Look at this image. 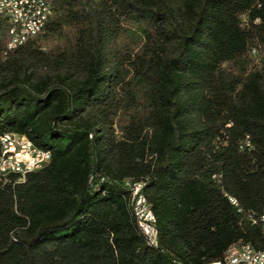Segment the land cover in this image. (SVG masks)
I'll list each match as a JSON object with an SVG mask.
<instances>
[{
	"label": "trees",
	"instance_id": "obj_1",
	"mask_svg": "<svg viewBox=\"0 0 264 264\" xmlns=\"http://www.w3.org/2000/svg\"><path fill=\"white\" fill-rule=\"evenodd\" d=\"M49 1L45 28L13 50L0 25V136L50 154L0 184V264L264 250V0Z\"/></svg>",
	"mask_w": 264,
	"mask_h": 264
},
{
	"label": "built area",
	"instance_id": "obj_2",
	"mask_svg": "<svg viewBox=\"0 0 264 264\" xmlns=\"http://www.w3.org/2000/svg\"><path fill=\"white\" fill-rule=\"evenodd\" d=\"M53 10L49 0H0V25L7 30V50H13L25 43V35L41 32ZM50 156L34 149L22 136L5 133L0 136V184L7 183L12 175L23 179L26 174L46 166ZM133 190L134 207L147 242L154 244L151 225L148 220V204L140 196V185L126 182ZM264 234V230H262ZM214 264H264V253H253L249 244H238L226 254L223 262Z\"/></svg>",
	"mask_w": 264,
	"mask_h": 264
},
{
	"label": "bare ground",
	"instance_id": "obj_3",
	"mask_svg": "<svg viewBox=\"0 0 264 264\" xmlns=\"http://www.w3.org/2000/svg\"><path fill=\"white\" fill-rule=\"evenodd\" d=\"M32 37V35H25V42L29 39V38H31ZM23 138V141H28V144H30L31 146H32V144L29 142V140H27L26 138H24V137H22ZM33 147V146H32ZM34 149H36L35 147H33ZM36 150H38V149H36ZM38 151H40V152H43V153H46L47 154V156H50V154L48 153V152H45V151H41V150H38ZM127 188H129L128 186H127ZM131 190V189H130ZM131 194H132V197H133V190H131ZM140 196H141V198H143L142 197V195H141V188H140ZM134 214H135V216L138 218V220H139V222H140V219H139V217L137 216V211H136V209H135V207H134ZM148 220H149V223H151V222H153V216H152V214H151V212L149 211V209H148ZM259 223H260V226H261V230H264V214H262L261 215V217H260V219H259ZM140 229H141V231L143 232V226L140 224ZM152 230V229H151ZM152 233H153V231H152ZM238 245V244H237ZM234 246H236V245H234ZM234 246H232V247H230L228 250H227V252H226V254H228V252L229 251H231V249H233V247ZM253 253H264V250H255V249H253ZM226 254H225V256H226Z\"/></svg>",
	"mask_w": 264,
	"mask_h": 264
}]
</instances>
